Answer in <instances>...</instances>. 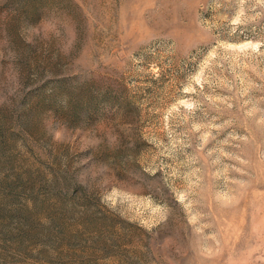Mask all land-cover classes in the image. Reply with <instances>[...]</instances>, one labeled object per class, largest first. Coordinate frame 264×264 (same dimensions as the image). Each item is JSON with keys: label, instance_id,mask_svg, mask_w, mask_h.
I'll return each instance as SVG.
<instances>
[{"label": "rangeland", "instance_id": "374dc122", "mask_svg": "<svg viewBox=\"0 0 264 264\" xmlns=\"http://www.w3.org/2000/svg\"><path fill=\"white\" fill-rule=\"evenodd\" d=\"M0 264H264V0H0Z\"/></svg>", "mask_w": 264, "mask_h": 264}]
</instances>
